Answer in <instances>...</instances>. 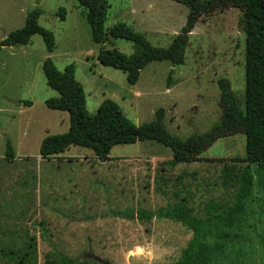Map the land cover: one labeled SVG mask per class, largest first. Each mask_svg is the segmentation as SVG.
<instances>
[{"label":"rangeland","instance_id":"374dc122","mask_svg":"<svg viewBox=\"0 0 264 264\" xmlns=\"http://www.w3.org/2000/svg\"><path fill=\"white\" fill-rule=\"evenodd\" d=\"M108 4L107 31L124 22L161 47L171 44L189 14L187 6L174 0ZM37 7L43 11L40 24L55 35V50L48 52L36 34L28 45L0 51V264H50L61 255L76 258V264H174L192 231L157 215L141 221L137 212L177 207L215 219L203 264H264V172L255 176L244 212L229 217L245 166L234 160L246 155L243 133L217 140L202 154L208 161L175 167L169 163L172 150L154 140L115 145L106 161L74 145L51 158L40 154L43 139L70 128L68 112L46 104L59 96L43 71L47 58L59 70L75 64L90 114L112 99L128 119L142 125L162 107L167 129L183 141L220 121L219 79L231 82L244 107L242 11L230 7L201 18L190 34L184 64L153 61L132 85L123 71L101 64L98 55L112 48L131 55L133 43L110 37L102 44L93 42L77 0H0V43ZM61 7L66 9L64 20L58 15ZM7 140L15 151L13 160L6 157ZM127 211H134L132 218ZM32 237L37 251L29 262H20L18 253L5 254L24 252Z\"/></svg>","mask_w":264,"mask_h":264},{"label":"trees","instance_id":"16d2710c","mask_svg":"<svg viewBox=\"0 0 264 264\" xmlns=\"http://www.w3.org/2000/svg\"><path fill=\"white\" fill-rule=\"evenodd\" d=\"M77 1L85 10V19L91 28L93 42L102 44L110 37L133 43L134 52L131 55L116 48L102 49L98 55L101 64L123 71L127 82L132 85L138 82L142 69L153 61L168 60L176 66L184 64L190 34L201 18L217 10L230 7L240 9L242 15L239 25L246 35L244 107L233 91L231 82L226 78L219 79L222 108L220 121L208 132L195 133L183 141L167 129L164 122L166 111L162 107L156 111L152 121L142 125H136L128 119L112 99H105L97 111L90 114L86 108L83 85L75 77V64H69L64 70H59L53 59L47 58L43 63V71L48 85L56 90L59 96L47 100L46 104L51 109L68 112L70 128L63 134L50 135L43 139L40 147L42 157L51 158L74 145L88 148L100 160L106 161L115 145L154 140L172 150L173 158L169 163L175 167L182 163L208 161L202 154L217 140L243 133L247 138L246 155L234 160L245 166L239 171L236 204L229 212V217L232 219L234 215L244 212L245 204L254 189L255 176L264 172V0H174L187 6L189 14L185 25L167 47L153 45L142 32L132 29L124 22L116 23L107 31L105 22L109 8L108 0ZM42 13L39 7L29 11L24 25L1 41L0 51L3 47L28 45L32 37L39 34L47 51L53 52L56 46L55 35L40 24ZM65 14L66 9L61 7L58 15L62 20L65 19ZM24 104L31 106L32 102L26 101ZM6 144V157L13 160L14 148L10 140H7ZM219 161L224 162L223 159ZM127 215L132 218L134 211H127ZM156 215L182 222L192 231L189 245L174 264H203L207 252L205 242L216 224L215 219L195 217L180 207L163 209L159 213L142 208L137 212L141 221H150ZM21 251L6 250L5 254L15 252L20 254V262H29V256L37 251L35 238L32 237L24 252L20 253ZM76 263V258L67 255L50 260V264Z\"/></svg>","mask_w":264,"mask_h":264},{"label":"water","instance_id":"95a60500","mask_svg":"<svg viewBox=\"0 0 264 264\" xmlns=\"http://www.w3.org/2000/svg\"><path fill=\"white\" fill-rule=\"evenodd\" d=\"M106 264H110V263H106Z\"/></svg>","mask_w":264,"mask_h":264}]
</instances>
